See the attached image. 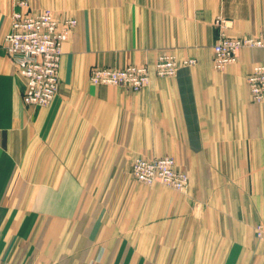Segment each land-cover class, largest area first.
Returning a JSON list of instances; mask_svg holds the SVG:
<instances>
[{"label": "crops", "instance_id": "1", "mask_svg": "<svg viewBox=\"0 0 264 264\" xmlns=\"http://www.w3.org/2000/svg\"><path fill=\"white\" fill-rule=\"evenodd\" d=\"M18 1L0 0V39L10 31L11 13L21 11ZM87 4L92 11L80 16V28L64 46L61 87L48 108L27 113L25 81L0 51V258L15 264H264V241L255 235L264 223V104L252 102L247 83L264 63V51L244 49L237 64L213 69L220 31L248 37L264 30V0ZM162 54L197 63L181 66L173 78L152 76L139 92L90 83L96 64L153 66ZM72 143H79V154L110 160L107 166L137 155L173 156L190 177L187 195L158 188L165 197L74 198L81 184L55 181L54 167L38 160L32 165L36 150L49 159L62 154V146L63 154L72 151ZM90 188L98 192L100 184ZM193 202L205 211L196 214Z\"/></svg>", "mask_w": 264, "mask_h": 264}, {"label": "built area", "instance_id": "2", "mask_svg": "<svg viewBox=\"0 0 264 264\" xmlns=\"http://www.w3.org/2000/svg\"><path fill=\"white\" fill-rule=\"evenodd\" d=\"M22 7L28 8L26 2ZM75 19H58L51 11L31 14L29 10L15 12L10 32L5 37L6 48L18 71L26 81L23 103L29 108L49 106L59 92V71L63 48ZM244 49L264 50V30L258 36L232 38L220 31L213 46V68L224 72L237 64ZM196 60L178 61L175 56L163 54L151 68L148 65H129L124 68L95 67L90 80L95 86L127 87L134 92L146 88L152 76L173 78L181 66H194ZM251 100L264 103V64L257 65L247 77ZM134 178L145 185L161 184L178 192L188 187L189 176L176 168L170 157L154 159L137 158L133 163ZM263 232H259L261 237ZM5 264V263H0Z\"/></svg>", "mask_w": 264, "mask_h": 264}, {"label": "rangeland", "instance_id": "3", "mask_svg": "<svg viewBox=\"0 0 264 264\" xmlns=\"http://www.w3.org/2000/svg\"><path fill=\"white\" fill-rule=\"evenodd\" d=\"M22 2H26L28 4V8L22 7V4H21ZM87 2H90V0H19L17 5L21 8V11H19V12H24L26 10H29V12L31 14L36 15V14H40L44 11H51L58 19H63V20L64 19H75L77 21V25L72 30V32L69 36V39H70L71 35L74 32H76L81 26V21L79 19L80 16L83 15L85 12L92 11L91 4H87ZM15 12H18V11H15ZM15 12H12L10 15L11 26H12V17H13V14ZM57 14H64L65 17L61 18ZM67 16H72V17L66 18ZM91 26L94 27L95 24L92 23ZM10 30H11V28H10ZM6 35L2 39H0V51L2 53H4L6 56H8L9 59L11 60L13 66H14L15 75L19 76L20 78H23V80L25 81L24 77L18 71L16 65L14 64L13 58L8 53V50L6 48V43H5ZM232 38H243V37H232ZM69 39H68V41H69ZM91 50H96V47L95 46L91 47ZM248 50H251V49H248ZM262 51H264V50H262ZM63 55H64V48H63ZM62 58H63V56H62ZM61 62H62V60H61ZM96 65L97 66H94L93 68L105 67V66H99V64H96ZM148 66H150V65H148ZM153 66H150V67L152 68ZM111 67L112 68H119L115 64ZM93 68L91 69V71L93 70ZM60 70H61V66H60ZM90 75H91V72H90ZM90 83H91V80H90ZM60 87H61V82H60V71H59V88ZM114 87H119V86H114ZM25 88H26V81H25ZM263 104H258V105H263ZM48 107L49 106L43 107V108H48ZM28 109L32 110V108H29L25 105V110L30 115L29 112H31V111ZM34 112H36V111H34ZM34 114H33V116H34ZM73 130H72V132H73ZM70 146H71L72 151L68 152L67 154H63L64 150H63V146H62V149H61L62 154H49V159L47 158V154H42L41 151L36 150L38 153L34 152V154H39L38 155L39 158H38V156L35 157L32 165H33V167L37 166V160H38L39 163H41V164L45 163L44 165H46L49 168L54 167L56 175L51 174L50 176L52 177L55 175V181L59 182L62 180V178L64 179V177H66L72 183L75 182V184H77V183L81 184V185L77 184V186H80V188L78 190L76 188L73 191L74 198H77V197L80 198L81 196L86 197V195H87L89 197V199H92V198L96 197L97 193H98L99 199H103V198H105V199H108V198L126 199V198H132V197L134 198L135 195L138 198L139 195H137V194H139V193H144V194H146L145 197H151V198H156V197H158V195L165 197L166 194L161 193V191H158L159 190L158 188H164L168 191L169 190L172 191L176 195L175 196L176 198L177 197L178 198H185V196L187 195L188 187L190 184V177H189L188 187L186 188V190L184 192H178V191H176L170 187H167V186H164L161 184L148 186V185H145V184L138 182L134 178V175H133V163H134V161L137 158H143V159H148V160L154 159V158H148V157H144L143 155H137L133 160H117L116 164H118V165H112V166L108 165L107 166V164H105V163H110V160H106V159L102 160V161H101V159L97 160L96 154H79V143H72ZM35 147H37V146H35ZM165 157L172 158L175 161L176 168H178L176 159L173 156H165ZM155 158H159V157H155ZM115 161L116 160H114L113 162H115ZM131 161H132V164H131ZM102 163H104V164H102ZM65 168H69V172H70L69 175H67V174L65 175L63 173V170ZM44 176H41V177L42 178L44 177L43 178L44 182H47V180H46L47 177H46V175H44ZM21 177L22 176L20 174L16 175L13 183H17L19 181V179H21ZM33 177H34V175H31V178H33ZM253 182H255V181L253 180ZM94 183L100 184V191L98 190V192H96L93 188H90V186ZM132 184L136 185V187H134ZM140 189H145V190L142 191ZM250 193H252L254 195L255 191H250ZM167 197L172 198L173 196L167 195ZM254 197L255 196H252V198H254ZM192 206H193V210L196 214H201V212L205 211V209H206L205 206H202V204L198 203V202H193ZM73 214L74 215L78 214L76 208H73ZM72 226L74 227L75 224H72ZM261 231L263 232V234L261 237H259L258 233ZM255 235H256V239L258 242L264 241V223L263 222H260L255 227ZM0 263L15 264L14 262H12L9 259H2V258H0Z\"/></svg>", "mask_w": 264, "mask_h": 264}]
</instances>
